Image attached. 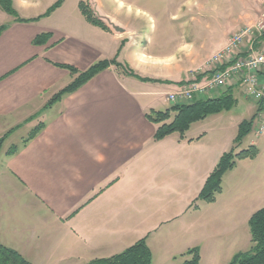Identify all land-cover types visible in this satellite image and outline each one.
<instances>
[{
    "label": "crops",
    "instance_id": "1",
    "mask_svg": "<svg viewBox=\"0 0 264 264\" xmlns=\"http://www.w3.org/2000/svg\"><path fill=\"white\" fill-rule=\"evenodd\" d=\"M56 1L13 3L29 19ZM81 1L103 2L65 0L35 21H18L0 6V26L8 25L0 34V137L9 133L0 153V242L32 264H85L146 237L152 264H180V255L195 246L201 264H228L252 246L249 220L264 206V150L239 160L225 174L217 200L206 203L197 198L237 134L231 141H208L194 123L184 136L156 140L158 125L148 116L173 106L167 95L188 79V61L199 53L182 13H208L211 2L149 8V16L161 22L157 31L145 19L121 22L116 13L104 10L105 18L94 10L108 26L103 28L86 19ZM238 2V9L226 8L222 37L205 44L225 46L235 27L256 20L264 9V0ZM206 16L202 30L212 26ZM109 19L120 21L124 31ZM42 32L52 36L36 45ZM114 58L122 66L111 64L45 108L74 79L59 64L83 71ZM124 67L157 81H143ZM230 86L238 100L244 97L237 84ZM39 123L44 129L23 145ZM16 136L20 144L12 141ZM14 145L19 149L8 155Z\"/></svg>",
    "mask_w": 264,
    "mask_h": 264
},
{
    "label": "trees",
    "instance_id": "2",
    "mask_svg": "<svg viewBox=\"0 0 264 264\" xmlns=\"http://www.w3.org/2000/svg\"><path fill=\"white\" fill-rule=\"evenodd\" d=\"M64 1L65 0H57L44 13L29 19L19 16L14 7L13 0H0V6L7 13L13 15L18 21H35L50 16ZM79 6L89 22L103 28H108L103 19L95 13L88 1H81ZM7 26L8 25L0 26V34ZM51 36V32H42L35 37L34 43L36 45L46 44ZM111 64L122 66L117 58L99 60L83 71L72 65L59 64V66L67 68L74 76V79L66 87L53 95L45 105V108L51 107L66 94L77 91ZM125 70H129L130 74L143 81H157L155 79L140 77L131 69L125 68ZM198 77L201 78L202 74H199ZM237 102L238 98L235 96L234 88L233 86H229L218 96L196 98L189 103L176 104L166 110H152L148 116L158 125L155 139L161 140L173 133H180L181 136H184L192 124L206 119L209 115L231 110L236 106ZM262 108H264V102H262L260 106L258 104V108L252 117L240 122L238 133L234 140L235 145L229 151L224 152L220 157L214 170L207 177L197 200L206 203L215 202L217 196L223 190L222 184L225 174L233 170L239 160L247 158L254 159L258 156L259 148L256 145H251L241 150H238V148L242 145L243 140L251 133L257 113ZM43 129L44 123H39L30 132L28 137L24 139L23 145H26L30 140L34 139ZM8 134L9 133H6L0 137V153ZM18 149L17 145L12 146L8 151V155L15 154ZM249 226L252 241L251 248L247 251L237 253L228 264H264V206L251 216ZM180 256L185 258L180 264H201V252L197 246L187 249ZM152 262L153 254L147 243L146 237H144L121 253L109 257L96 258L85 264H152ZM0 264H32V262L27 260L14 248L0 242Z\"/></svg>",
    "mask_w": 264,
    "mask_h": 264
},
{
    "label": "rangeland",
    "instance_id": "3",
    "mask_svg": "<svg viewBox=\"0 0 264 264\" xmlns=\"http://www.w3.org/2000/svg\"><path fill=\"white\" fill-rule=\"evenodd\" d=\"M103 2L94 1L92 3L93 10H96L98 13L102 14L105 18H107L104 10L109 12L116 13L117 16L122 17L121 22H134L135 20L145 19L149 21L150 30L160 31L162 28L160 21H154L152 16H149L147 11L149 8L159 9L162 6L168 5L169 3L180 2L179 0H102ZM73 2V1H72ZM184 2V0L182 1ZM206 2H211L209 5L212 7V11L208 13L204 12H183L182 13V21L183 24L188 26L186 28L187 37L192 38L193 40L197 39L199 42L194 43L199 51L197 57H193L188 61L190 66L188 67V75L187 78H191L194 75H198L202 72H205L209 69L210 64L208 63L209 59L218 51H220L224 45H211L205 44L204 40L207 43L215 42L220 39L223 34V28L221 27V23L224 21L225 15H227V9L231 6L232 9L239 8L238 0H197L195 3L205 4ZM71 3V1H70ZM104 4V6L102 5ZM109 6V7H108ZM118 8H117V7ZM146 10V12L144 11ZM262 11V10H261ZM207 14L211 18L212 26H205L204 30H202L201 25L204 24V21L207 18ZM136 15H143V18H139ZM113 23L117 24V19H109ZM124 23L123 25H125ZM241 26L235 27L230 35L238 30ZM192 30V31H191ZM213 48V49H211ZM208 49V50H207ZM187 61V60H186ZM219 94V93H218ZM243 94V93H242ZM235 96L238 98V94L235 93ZM240 96V95H239ZM255 100L247 99L243 96H240L237 104L231 110H225L221 113L209 115L206 119L200 120L194 124L195 131H199L201 133H205L208 135V141L217 142L218 140H228L231 141L234 136H236L238 131V123L243 121L244 119L252 117L255 111ZM29 133L24 135V138H27ZM259 134L256 135L254 128L251 133L243 140L241 149H246L251 146V142L255 141L256 146L262 150H264V136L259 137ZM21 137L14 138L12 141L16 142V144H20ZM11 144V142H10ZM9 144V145H10ZM8 144L4 146L6 149ZM240 149V150H241Z\"/></svg>",
    "mask_w": 264,
    "mask_h": 264
},
{
    "label": "built area",
    "instance_id": "4",
    "mask_svg": "<svg viewBox=\"0 0 264 264\" xmlns=\"http://www.w3.org/2000/svg\"><path fill=\"white\" fill-rule=\"evenodd\" d=\"M208 63L210 67L200 73L201 78L194 75L168 93L171 104L213 97L235 83L245 98L254 99L260 106L264 102V9L256 20L233 32ZM253 128L256 134L264 133V108L258 111Z\"/></svg>",
    "mask_w": 264,
    "mask_h": 264
},
{
    "label": "water",
    "instance_id": "5",
    "mask_svg": "<svg viewBox=\"0 0 264 264\" xmlns=\"http://www.w3.org/2000/svg\"><path fill=\"white\" fill-rule=\"evenodd\" d=\"M110 23L112 24L113 28L116 30V31H119V32H123L124 29L121 28L119 25L113 23L111 20H110Z\"/></svg>",
    "mask_w": 264,
    "mask_h": 264
}]
</instances>
